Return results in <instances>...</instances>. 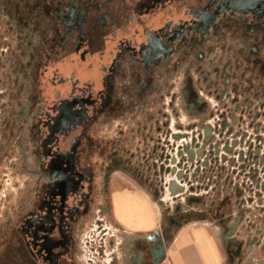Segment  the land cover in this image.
Listing matches in <instances>:
<instances>
[{"label": "flooded vegetation", "instance_id": "obj_1", "mask_svg": "<svg viewBox=\"0 0 264 264\" xmlns=\"http://www.w3.org/2000/svg\"><path fill=\"white\" fill-rule=\"evenodd\" d=\"M0 57V264H161L112 220L123 178L264 264V0H0Z\"/></svg>", "mask_w": 264, "mask_h": 264}, {"label": "crops", "instance_id": "obj_2", "mask_svg": "<svg viewBox=\"0 0 264 264\" xmlns=\"http://www.w3.org/2000/svg\"><path fill=\"white\" fill-rule=\"evenodd\" d=\"M110 187L112 220L124 234L144 240L156 231L159 223L168 229L161 264H229L214 211L203 213L200 218L190 216L178 226H169L168 216L160 219L152 198L141 185L123 178L113 181ZM197 205L190 210L192 214L201 210Z\"/></svg>", "mask_w": 264, "mask_h": 264}, {"label": "rangeland", "instance_id": "obj_3", "mask_svg": "<svg viewBox=\"0 0 264 264\" xmlns=\"http://www.w3.org/2000/svg\"><path fill=\"white\" fill-rule=\"evenodd\" d=\"M3 49H4V47H3ZM0 60H1V57H0ZM2 78H3V76H2L1 71H0V170L2 169V167H8L10 172H11V178L15 179V178H20L21 173L19 171V167L15 168V164H16L15 157H13L11 152H8L9 142L7 140H4V138H6V135H5V132L3 129V120L2 119L6 115V105H7L6 102L8 101V97H7V92H4L6 85H5V82L2 81ZM261 145L262 146L259 149L261 150V153H263V155L261 157L264 160V149L262 148V147H264V138H263ZM241 148H245V145H241ZM262 163H264V162H262V161L259 162L256 160V164H255L254 168H261L260 166ZM11 167H12V169H11ZM230 168H232V167H230ZM263 169H264V164L262 165V169H261L262 180L264 181V170ZM262 170H263V172H262ZM243 173H244V171H242L241 174H243ZM257 173L260 174L259 169H257ZM12 179H9L7 181V188L8 189L10 187V183H12V181H13ZM19 181H21V180L19 179ZM13 186H16V184L13 183ZM2 193L3 192H0V196L2 195ZM228 208H230V210H231V207H227V208L223 209L222 212H220V218H226L228 216V211H229ZM256 259L257 260L264 259V252L258 253L256 255Z\"/></svg>", "mask_w": 264, "mask_h": 264}, {"label": "water", "instance_id": "obj_4", "mask_svg": "<svg viewBox=\"0 0 264 264\" xmlns=\"http://www.w3.org/2000/svg\"><path fill=\"white\" fill-rule=\"evenodd\" d=\"M170 189L174 195V192L177 189L176 184L172 183L170 185ZM143 239L145 241V245L147 249L149 250L150 254L157 256L159 261L163 260L165 249H166V244L163 241V238L159 237L158 235L153 234V235H146Z\"/></svg>", "mask_w": 264, "mask_h": 264}]
</instances>
